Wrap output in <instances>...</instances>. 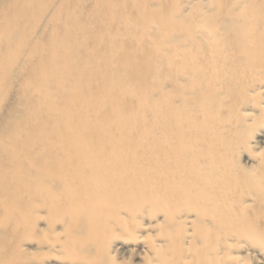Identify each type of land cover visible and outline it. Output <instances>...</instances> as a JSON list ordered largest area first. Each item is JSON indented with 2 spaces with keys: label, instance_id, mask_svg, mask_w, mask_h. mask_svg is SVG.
Returning a JSON list of instances; mask_svg holds the SVG:
<instances>
[{
  "label": "bare ground",
  "instance_id": "6f19581e",
  "mask_svg": "<svg viewBox=\"0 0 264 264\" xmlns=\"http://www.w3.org/2000/svg\"><path fill=\"white\" fill-rule=\"evenodd\" d=\"M263 98L264 0H0V264H264Z\"/></svg>",
  "mask_w": 264,
  "mask_h": 264
},
{
  "label": "rangeland",
  "instance_id": "374dc122",
  "mask_svg": "<svg viewBox=\"0 0 264 264\" xmlns=\"http://www.w3.org/2000/svg\"><path fill=\"white\" fill-rule=\"evenodd\" d=\"M198 5H200V6H202V4L201 3H199ZM156 30V26L155 25H151L150 26V29H147L149 32H152V30ZM262 96H263V93L261 94ZM5 98V97H4ZM264 99V98H263ZM261 129H264V124L263 125H261V127H260ZM255 132H259V130H255ZM248 154V153H247ZM249 156L251 155V154H248ZM244 158V157H243ZM244 160V159H243ZM147 222V220H143V221H141L140 223H141V225L142 224H144V223H146ZM143 230L144 231H146V229L145 228H143ZM145 233H147V234H149L148 232H145ZM142 234H144V232H142ZM133 239L132 238H127V242L126 243H124V245L122 246L123 247V249L124 250H128V249H134V248H132L133 246V244H134V242L132 241ZM132 253H135L134 251H132ZM115 257H116V260L117 261H120V263L121 264H127V263H130V264H136V263H138V262H140V258H137V257H135V256H133V257H129V255H128V251H125L124 253H120V254H116L115 253ZM55 261H58V262H65V264H76V261L74 260V259H71L69 256H66L65 258H64V261H63V259H62V257L60 258H57V259H53V260H51V263L53 264H56L55 263Z\"/></svg>",
  "mask_w": 264,
  "mask_h": 264
}]
</instances>
